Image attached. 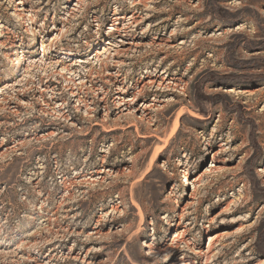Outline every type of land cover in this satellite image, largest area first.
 <instances>
[{"label": "rangeland", "instance_id": "obj_1", "mask_svg": "<svg viewBox=\"0 0 264 264\" xmlns=\"http://www.w3.org/2000/svg\"><path fill=\"white\" fill-rule=\"evenodd\" d=\"M0 264H264V0H0Z\"/></svg>", "mask_w": 264, "mask_h": 264}, {"label": "bare ground", "instance_id": "obj_2", "mask_svg": "<svg viewBox=\"0 0 264 264\" xmlns=\"http://www.w3.org/2000/svg\"><path fill=\"white\" fill-rule=\"evenodd\" d=\"M21 3V2H20ZM23 4H24V2H23ZM135 17H136V11H132L130 14H128V15H125V14H119L118 12H114L113 13V15L110 17V19H111V26H110V29H112L113 30V32H115V33H119V32H124V31H126V29H127V27L128 26H126V25H128V24H130V23H132V21L135 19ZM18 18L19 19H22V17H20V16H18ZM170 19V18H169ZM125 21H127V22H125ZM125 22V23H124ZM43 25H44V23H43ZM43 25H41V26H43ZM159 29V28H158ZM115 36H118L117 34L115 35ZM96 42H97V40H96ZM104 42H108V44H110L111 45V42H109V41H104ZM21 44H24V39H21L20 40V45ZM30 44H33V42L31 41V43ZM18 44H16V43H13L11 46L12 47H15V46H17ZM53 46H57V45H55V44H53ZM52 47V44H47L46 42H41V50L43 51V52H45L46 51V53H51L50 51L48 52V48H51ZM107 52V49L105 48V47H103V49H102V51H100V49L99 50H96V54H99V55H101V54H105ZM59 54H64V55H66V56H71L72 54H78V53H73V51H71V50H69V49H62V50H59ZM95 54V55H96ZM44 56L46 55L47 57H49V54L47 55V54H43ZM78 56H80V54L78 55ZM97 57V60L99 61V65H102L103 63L100 61V59H98L99 57L98 56H96ZM17 62H16V64L18 63H20V61L22 60V59H24V56H22V55H18L17 57ZM104 65V64H103ZM59 66L60 65H54V64H50V65H48V68H49V70H50V73H52V72H56L57 70H58V68H59ZM92 70H93V68H91V70H90V72H92ZM96 72H98V71H96ZM59 74H61L60 76L61 77H65L66 79L65 80H67L68 81V83L69 84H73V85H76V83H75V81H74V78H72V76L75 74V71H73L72 70V68L71 67H69L68 65H61V67H60V70H59V72H58ZM68 74L69 75V78L68 77H66V75L65 74ZM49 75V74H48ZM68 78V79H67ZM149 83V82H148ZM72 88H75V89H77L76 88V86L75 87H72ZM143 89V85H142V87H141V89H140V91ZM73 96H75L76 95V92H74V93H71ZM81 100V99H80ZM132 100H134V99H128V101H132Z\"/></svg>", "mask_w": 264, "mask_h": 264}]
</instances>
